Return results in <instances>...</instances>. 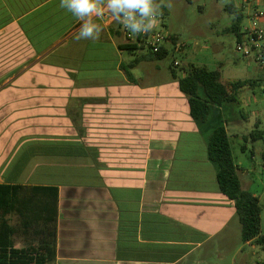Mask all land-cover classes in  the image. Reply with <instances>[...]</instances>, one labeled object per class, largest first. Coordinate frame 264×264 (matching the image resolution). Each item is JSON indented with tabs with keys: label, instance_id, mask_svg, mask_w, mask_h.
I'll return each mask as SVG.
<instances>
[{
	"label": "crops",
	"instance_id": "obj_1",
	"mask_svg": "<svg viewBox=\"0 0 264 264\" xmlns=\"http://www.w3.org/2000/svg\"><path fill=\"white\" fill-rule=\"evenodd\" d=\"M59 3L0 0V185L14 189V248L55 243L49 264H228L230 252L237 264L242 227L208 144L219 125L243 142L240 152L231 143L241 187L260 200L246 164L249 141L263 137L251 124L255 61L233 80L210 52L182 50L227 85L251 82L195 120L183 72L169 77L161 59L129 50L106 19L98 40L75 41L80 22ZM178 44L171 35L165 50Z\"/></svg>",
	"mask_w": 264,
	"mask_h": 264
},
{
	"label": "trees",
	"instance_id": "obj_2",
	"mask_svg": "<svg viewBox=\"0 0 264 264\" xmlns=\"http://www.w3.org/2000/svg\"><path fill=\"white\" fill-rule=\"evenodd\" d=\"M228 8L230 13L235 15L230 31L235 35L236 42H239L243 38L244 10H238L235 6ZM128 49L134 51L130 47ZM167 55L164 48L160 53L150 56L163 59ZM171 70L177 78L173 67ZM182 72L184 76L178 78L179 87L189 98L191 116L195 120L207 121L214 106L222 107L234 102L237 91L251 84L250 81H237L227 85L222 82L220 70L211 71L193 64L183 67ZM127 76L134 81L128 71ZM261 82L264 83V80L259 79L252 85H261ZM208 156L218 167L217 179L222 193L234 202L242 227L243 242H254L264 249V235L261 229L263 209L257 196L242 190L238 168L234 162L231 143L224 125L215 128L208 144ZM13 191V187L0 185V264H49L56 257L55 243L29 245L24 249L14 248L11 239L12 228L8 221Z\"/></svg>",
	"mask_w": 264,
	"mask_h": 264
},
{
	"label": "rangeland",
	"instance_id": "obj_3",
	"mask_svg": "<svg viewBox=\"0 0 264 264\" xmlns=\"http://www.w3.org/2000/svg\"><path fill=\"white\" fill-rule=\"evenodd\" d=\"M247 1L253 2L252 4L256 3L258 7H264V0H165V3L170 2L172 7L164 8L167 12L161 27L165 33L178 37L179 43L188 47L187 52L191 56L196 54L201 56L203 51L210 52L209 54L214 60L226 66V70L229 71L228 75L233 80L244 78L249 69L247 67L248 62H251L237 51L235 35L225 29L231 27L235 18L228 7L239 6L238 9H243L244 14L247 15L251 9L242 6ZM242 26H248V19L245 18ZM175 61L181 63V67H175L177 74L181 76L182 68L187 66V57L184 51L178 52L170 46L169 54L156 61L155 64H159L164 72L171 77V68L174 67ZM252 65L257 67L258 71L255 78L264 80V66L256 62H252ZM262 86L264 83L258 84L255 89V96L259 104L258 107L253 106L252 109L259 113L251 117V124L259 121V129L263 131V137L249 141L250 152L253 148L256 150V160L251 159L249 152V160L246 164L250 163V169L253 170L254 182L251 191L261 195L260 203L263 209L261 229L264 235V171L262 170L263 160L261 156L264 151V94ZM251 124L248 125L247 122L243 121L240 127L244 131L246 129L251 131ZM231 131L233 130L231 129ZM231 143L233 149L240 152V146L243 142L240 139L231 138ZM233 254L235 253H228V264H235L230 258ZM235 260L237 264L262 263L264 262V249L257 244L252 246L242 243V248L239 249Z\"/></svg>",
	"mask_w": 264,
	"mask_h": 264
},
{
	"label": "clouds",
	"instance_id": "obj_4",
	"mask_svg": "<svg viewBox=\"0 0 264 264\" xmlns=\"http://www.w3.org/2000/svg\"><path fill=\"white\" fill-rule=\"evenodd\" d=\"M59 7L80 22L73 36L80 42L100 38L103 28L96 20L105 13L109 22L123 25L130 34H149L159 25L162 9L172 4L165 0H60Z\"/></svg>",
	"mask_w": 264,
	"mask_h": 264
},
{
	"label": "built area",
	"instance_id": "obj_5",
	"mask_svg": "<svg viewBox=\"0 0 264 264\" xmlns=\"http://www.w3.org/2000/svg\"><path fill=\"white\" fill-rule=\"evenodd\" d=\"M261 2V1H260ZM259 2V3H260ZM247 1L244 8L249 7L251 12L247 14L248 26L244 29V37L241 41L237 42V51L244 57L253 59L256 63L264 66V7H258L256 3ZM261 4V3H260ZM163 15L160 17L159 25L149 34L133 35L130 34L123 25L112 21L111 23L117 24V30L121 32L128 47L133 49L139 54L155 55L164 49L171 39V35L167 34L162 29V21L166 14L162 9ZM109 21V15L105 13L102 18ZM178 52L187 49L185 44H178L176 46ZM175 67H181L178 61L174 62ZM264 94V86H262ZM264 171V159L262 164Z\"/></svg>",
	"mask_w": 264,
	"mask_h": 264
}]
</instances>
